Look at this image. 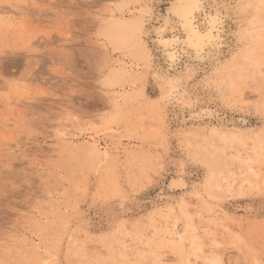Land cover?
I'll return each instance as SVG.
<instances>
[{
  "label": "rangeland",
  "instance_id": "obj_1",
  "mask_svg": "<svg viewBox=\"0 0 264 264\" xmlns=\"http://www.w3.org/2000/svg\"><path fill=\"white\" fill-rule=\"evenodd\" d=\"M170 3L0 0V264H182L195 253L198 264L218 255L264 264V149L260 179L231 156L258 139L264 147V0H205L226 9L223 47L202 62L185 54L168 71L152 29ZM256 7L250 45L241 33ZM140 13L149 60L118 27ZM156 73L176 77V88ZM184 90L195 107L180 106ZM126 94L134 99L118 103ZM213 125L238 129L247 144L212 135ZM92 136L101 153L117 145L108 160ZM219 167L235 180L230 191L216 186ZM181 175L185 185L172 190ZM175 217L185 246L164 232ZM189 220L204 253L192 250Z\"/></svg>",
  "mask_w": 264,
  "mask_h": 264
},
{
  "label": "bare ground",
  "instance_id": "obj_2",
  "mask_svg": "<svg viewBox=\"0 0 264 264\" xmlns=\"http://www.w3.org/2000/svg\"><path fill=\"white\" fill-rule=\"evenodd\" d=\"M221 1H223V0H221ZM193 5H196V7H193ZM207 5H205V0H171V3L169 4V6L166 9V12L164 11L165 15H164L162 21L158 25H155L153 27V29H152L153 36H154L153 40H154L158 50L160 51L164 62L166 63V65L168 67V71L169 70H176L182 56L185 54H187L188 56H192V58L194 57L193 60L195 59L198 62H202L205 60V58H207V55L211 51L215 50V52H216V51L221 50V48L223 47L224 40H225L224 39L225 37L223 36V32L225 30V28H224V20H225L224 19V17H225L224 9H225V7L221 5L222 8L209 9L207 7ZM260 9L262 10V8H260ZM258 14H259V9L256 7V8H254V11L251 13L252 18L250 20H248L247 29L242 31V33H241L242 38L246 39L250 45L254 44L255 41L257 42V37L260 36L258 29L261 26H258V22H260L259 18H258ZM143 26H144V20H143V15L141 13H140V15H137L136 17L132 18L127 23H123V24L118 25V27L120 29L124 30L122 38L125 41H130V42L132 41L131 42L132 45L138 46L141 50H143V52L145 53L144 55L149 60V54L145 50V48H146L145 43H144L143 38L141 37V32H143L142 31ZM178 31L184 32V42H185L184 44H182L183 40L180 38V36H178ZM111 35L116 37V32L111 33ZM251 50H253V49H251ZM250 53H251V51L249 50L248 52H244L243 54H241L239 56L233 57L232 63L239 65L241 63L240 58H242L243 61L244 60L245 61L250 60L251 59ZM141 54H143V53H141ZM227 64L229 66V63H227ZM132 69H134V67H132ZM193 72H195V67H192V66L187 67V76L190 77ZM122 73H123L122 74L123 79L129 80L131 82L134 81V78L132 77V75L127 70L123 71ZM232 73H233V71H232ZM156 74H157V77L159 78V80L162 81V83H164L167 87L176 88V86H177V85H175V81L177 79L176 77L171 76V75L170 76H164L163 74H160V73H156ZM220 74H222V73H220ZM234 74H236V73L234 72ZM220 77H222V75ZM235 77H236V75H235ZM182 78H184V77H182ZM234 83H235L234 79L231 78L230 79L231 87L234 85ZM133 99H134L133 94H126V95L121 96V98L118 99L117 101H118V103L120 101H123L124 103H128V102H131ZM178 101L180 103V106L183 105V106H187L189 108L195 107L194 106L195 104L193 102L191 95H188L186 93V90H184V92L180 93V96L178 97ZM207 110H210V109H207ZM206 113H208V112H206ZM196 116H197V118L201 119V118H203L204 113L203 114L197 113ZM191 117H192V115H191ZM237 130L234 129V127L224 128V127L217 126V125H213L210 127V132L212 133V135L213 134H216L218 136L220 135L225 141L227 139H231L232 141L239 142V144H238L239 146L240 145L245 146L247 143L241 141L239 131H237ZM60 134L62 137H67L69 135L65 129L62 130L60 132ZM96 137L97 136L91 137L92 140L95 141L93 143L94 144L93 147H95L96 155L98 157H100L101 159L108 160L110 158L111 149L117 148V145L115 144L114 146H111V144H108L107 146H105L103 148V151L101 153L100 152L101 148L98 147V142L96 141L97 140ZM112 144H114V143H112ZM263 149H264L263 140L258 139L257 141H255V143L251 147L252 153L248 151L249 148L245 147V149H243V148L235 147V151L233 153H231V156L233 159H235V161H238L240 164H242L248 173L254 175L257 179H260L262 177V174L259 173L257 170L256 164L258 165V163L256 160V156H262ZM96 155H93V156H96ZM93 156H91V157L93 158ZM87 158H89V157H87ZM94 160H96V159H94ZM215 163H217V162H215ZM213 166H214L215 170H216V167H218L217 165H216V167H215V165H213ZM227 166H225V167H227ZM211 169H213V168H211ZM228 171H226V172H228ZM217 174H218L217 176L220 177V182L217 181L216 186L222 187V182H224L225 183L224 186H226L227 190L230 191L232 189V187L234 186V181H235L234 179H231V177H232L231 173L226 176L227 173L224 175V168L221 169V167H219ZM216 179L217 178H215V176H214V181ZM212 181H213V175H212ZM208 182L210 184V180ZM242 183H248L249 185H253L251 179L249 180L247 178L244 179ZM212 184H213V182H212ZM184 185H185V180L182 177V175L177 176V177L176 176L173 177L171 182H170V188L172 190L182 188ZM112 187L114 188V185H112ZM111 191H112V189H111ZM185 208H186V206H185ZM171 209H172L171 211L174 210L173 208H171ZM186 209H185V213H186ZM201 214L202 213H201V207H200L199 208V215L201 216ZM185 215H187V217L189 216L187 213ZM186 226H187V230L192 234L191 243H190L194 247V249H192V250H195L196 252L204 253L203 247L200 245L201 244V242L199 240L200 238L197 236V234L195 232L197 230V227L195 225H193L191 220H189V223L186 224ZM164 232L169 237V241L172 242L171 244H174L177 246H179V245L185 246V242L188 240L186 234L182 233L184 231L180 232V230L178 229V217L174 218V222H173L172 227L170 229H166ZM215 243L220 244V242H218V241H216ZM176 252H178V251H176ZM186 255H188V254H186ZM181 256L182 255L180 254V257ZM194 256H195V258L193 260H191L192 258H190L188 256L187 257L185 256V258L183 260L181 258L182 264H198L199 262H198V258H197L198 257L197 253H195ZM200 256H202V255H200ZM159 257L157 260H159ZM156 258H157V256H156ZM205 259H206L205 262L207 261L208 264H223V256L222 255H220V256L219 255L218 256H208ZM124 261L125 260H123L122 262H124Z\"/></svg>",
  "mask_w": 264,
  "mask_h": 264
},
{
  "label": "snow or ice",
  "instance_id": "obj_3",
  "mask_svg": "<svg viewBox=\"0 0 264 264\" xmlns=\"http://www.w3.org/2000/svg\"><path fill=\"white\" fill-rule=\"evenodd\" d=\"M193 7H196V5H193Z\"/></svg>",
  "mask_w": 264,
  "mask_h": 264
}]
</instances>
